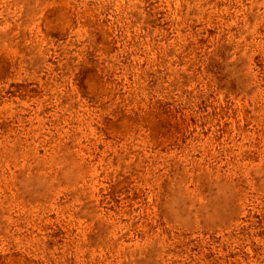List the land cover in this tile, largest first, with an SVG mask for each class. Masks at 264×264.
Wrapping results in <instances>:
<instances>
[{
	"label": "rangeland",
	"instance_id": "rangeland-1",
	"mask_svg": "<svg viewBox=\"0 0 264 264\" xmlns=\"http://www.w3.org/2000/svg\"><path fill=\"white\" fill-rule=\"evenodd\" d=\"M0 264H264V0H0Z\"/></svg>",
	"mask_w": 264,
	"mask_h": 264
}]
</instances>
